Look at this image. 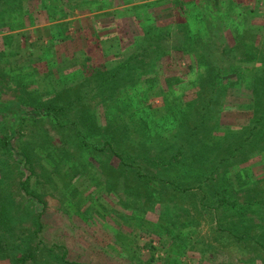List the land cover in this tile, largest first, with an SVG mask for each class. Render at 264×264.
Instances as JSON below:
<instances>
[{
	"label": "rangeland",
	"instance_id": "374dc122",
	"mask_svg": "<svg viewBox=\"0 0 264 264\" xmlns=\"http://www.w3.org/2000/svg\"><path fill=\"white\" fill-rule=\"evenodd\" d=\"M8 1L4 5L0 1V23L4 25L0 28V71L14 67L18 72L12 74L14 79L0 74L2 101L16 98L20 92L17 82H23L29 95L39 94V99L47 100L49 91L50 98L59 95L60 103L69 104L74 93L86 91L85 86L75 84L82 82V65L89 66L86 69L89 72L115 59L104 54L97 43L96 30L102 27L104 37L117 36L125 49L134 51L135 41L143 34L141 20L147 12L159 26H182L189 20L194 28L202 29L201 51L218 72L230 76L223 82L227 94L219 104L220 109L212 115L211 124L216 127L219 123L218 129L221 127L219 132L215 131L217 134L223 135L222 129L227 125L248 130L256 117L250 85L256 78L264 84V0H46L52 5V10L46 13H41L39 1ZM63 11L69 15L67 18L48 20L61 17ZM112 11L121 12V17H100ZM43 28L40 37L46 44L48 41L47 45L57 44L68 31L73 39L46 52L40 50L37 41L35 53L30 55L28 40H37L36 31ZM7 34L14 35L10 46L3 39ZM52 37L55 40L51 41ZM176 42L175 38L169 39L163 47L171 48ZM243 43L254 45V51L258 52L256 61H242ZM169 50L170 54L142 77L139 86L126 85L121 102L110 99L105 107L102 98L91 100L89 94L84 102L72 105L71 114L98 104L96 109L102 123L106 122V111L116 121H112L115 128L124 125L123 120H130V126L137 128L149 105L156 119H160L172 105L166 98L178 99L170 91L177 88L176 78L185 83L178 87L184 96L174 104L189 102L197 90L189 82L198 75L189 68L194 57L183 50ZM17 51L21 54L15 56ZM86 57L90 60L85 61ZM21 60L24 61L20 67L14 66ZM76 68L82 71L61 79ZM237 75L243 76L240 83ZM233 81H238L237 85L230 86L228 83ZM151 86L153 91H148ZM145 94L148 97L144 100L141 96ZM135 96L140 100L134 101ZM135 111L137 119L131 120ZM8 116L0 113V205L7 209V221L0 219V237L4 239L0 264H18L16 257L30 251L35 252L34 257L24 264H264L262 142L234 155L222 150L223 162L219 163L222 159L219 157L215 163L198 164L200 168L192 172L141 161L142 173L155 176L148 179L141 178L135 168L118 169L112 152L86 151L81 146L80 133L73 126H62L48 116L27 117L22 130H18L16 143L26 146L31 154L36 172L32 182L47 202L41 227L38 205L24 198L20 190V182L28 174L21 159L1 147V139L7 134ZM109 135L105 129L99 137L105 139ZM186 135L182 131L170 138L173 143L162 138L156 144L163 147L164 156L170 155L180 144L178 139ZM195 136L196 133L193 134L196 142ZM148 155L143 158H151V152ZM185 185L187 193L181 189ZM220 195L228 196L235 206L222 204ZM149 242H153L155 250L143 247Z\"/></svg>",
	"mask_w": 264,
	"mask_h": 264
},
{
	"label": "trees",
	"instance_id": "16d2710c",
	"mask_svg": "<svg viewBox=\"0 0 264 264\" xmlns=\"http://www.w3.org/2000/svg\"><path fill=\"white\" fill-rule=\"evenodd\" d=\"M0 1H3L2 4L9 2L8 0ZM11 1L13 3L18 1L19 3L22 2V0ZM29 1H39V9L41 10V13H46V11L50 12L52 10V5L50 6L46 0ZM144 14L146 16L143 18V21L141 20V29L143 30V34L135 41L134 51L129 47L125 49L122 45L121 38L117 36H112V34H110L107 37H104V35H102V27L101 29L99 28L96 30L99 40L97 43L102 46L104 54L107 56L112 55L113 58H115L109 62L113 65V68L107 63L100 67L90 69V71L87 72L90 67L82 65L84 72H87V74L85 75L83 72L82 82L79 81L75 84L85 86L86 91L84 93L77 91L78 93L76 95L74 93L75 97L69 102V104L66 105L64 103H60V99L58 100L59 95H55L54 99L52 97L50 98L49 91L46 92L48 98L47 100L39 99V94L29 95L26 90L28 86L23 82H17L20 87V92L16 98L5 101L0 100V113H7L9 115V120L6 124L7 134L1 139V147L7 153L12 154L15 158L21 159L23 168L28 174L20 182V190L24 198L38 205V223L41 227L44 226L43 216L46 210L47 202L32 182L36 172L32 164L31 154L26 146L20 147L18 146L19 144L16 143V140L18 139V130H22L27 117L35 118L48 116L51 117L53 121L57 123L59 122L62 126H73L72 128L80 133V143L86 151L96 154L112 152V160L118 169L125 170L135 168L138 170L137 174L141 178L148 179H155V176L142 173L141 161L161 165L168 164L167 166L171 167L170 170L179 168L184 172H192V170H197V168L199 169V165H204L209 161H214L215 163L219 157H222V159H219V163L223 162L225 155H220L223 154L224 151L229 153V155H234L238 150H243L244 148L247 149L250 146H254L253 144H258L260 142H262L261 148L264 149V84L260 81H256L258 79L256 78L255 82L250 85L255 103L252 108L254 109L256 117L251 120L249 129L246 130V127H244L243 130H237L236 126L227 125V127L224 126L226 127L225 129H222L224 134L226 132L225 136H223L224 134H217L221 127L218 129L219 123L216 124V127L211 124L212 115L216 110L220 109L219 104L227 94L228 89H226V85H224L223 82L226 79H230V76L226 75V72H218L213 62L204 52L201 51V43H203V41L200 35L202 34V29L196 27L194 28L189 20H186L185 24L182 26H179L178 24L159 26L154 22L152 15L147 12ZM68 16L69 15L66 11H63L61 13V17L53 16L52 18L49 17L48 20L53 21L57 19H65ZM103 16L121 17V12H107L100 17ZM125 17L126 15L123 16V18ZM134 18L136 21L139 20L136 16ZM141 18L142 17L140 16V19ZM3 26L4 25L0 23V28ZM11 28L12 27H10V29ZM44 30L45 28L38 29L36 31L37 40H28L27 47L30 50V55H34V49L37 41H39V44L41 45L39 46L40 50L46 52L49 48H56L57 44L60 42L65 43L73 39V35L68 31L66 37H62L57 44L53 42L50 44L49 42V45H47L48 41L46 44L44 39H41L40 37V32H43ZM179 33H182V36L179 35ZM179 36L183 39L180 45ZM13 37L14 35L7 34L3 39H7L6 44L10 46L9 42L12 41ZM172 38H175L177 42L173 46L171 45V48L169 46L163 47L164 42ZM53 40L55 39L52 37L51 41ZM243 45L244 48L242 54L245 56V60L242 61H256L258 59V52L254 51V45L252 43H243ZM169 49L178 51L183 50L186 55L188 54L194 57L193 62L189 63V68H191V73L197 72L198 75H196V79L189 82L193 83L197 90L195 97L189 102L184 103V105L181 103L180 106L174 104L175 102H179L180 97L184 96L183 90L178 87L185 82L180 78H176L175 84L177 85V88L173 87L170 91L175 92L178 99L172 100V96L166 98V100L171 102L172 105L167 107V113L160 119H156L154 111L151 109V105H149L150 109L146 112L147 115L144 116L145 118H143L142 122H140L141 125L137 128L133 129L130 126V120L129 122L123 120L124 125L115 128L116 123H112V121H116L109 118L106 111V122L102 123L96 109L98 104L81 110L77 109L75 110V113L71 114L73 109L72 105L81 101L84 102L89 94V98L91 100L102 98V104L105 107L109 106L107 102L110 99H115L118 103L121 102L122 95L124 94L123 92L126 90V85L130 84L132 87L139 86L142 81V77L149 72L151 73L152 70L156 68L161 59L169 53ZM16 53L17 54L15 56L21 54L19 51ZM89 60V57H86L85 61ZM22 61L24 60L19 61L20 63L17 62L14 66L20 67ZM114 64H116V66ZM13 68L14 67H12L10 71H0L1 76L4 78L12 77L14 79V75L12 74H16L18 71ZM76 69L77 70L75 71L70 70L66 72V75L61 77V79H68L69 77H72L75 72L82 71V69ZM232 74L235 75V73ZM237 77L238 81L239 78H243V76L238 75ZM238 81L229 82L228 84L230 86H234L237 85ZM241 81L242 79L239 83ZM148 82H150V80H148ZM93 83L95 84L91 87L90 85ZM152 89L153 87L151 86L148 91ZM135 90H138V88H135ZM92 93L94 95H92ZM56 94H60V92L57 91ZM147 97L148 95L146 94L141 96L144 100ZM134 98L135 101L137 97L135 96ZM138 99L139 98H137V101ZM135 114H138V111H135L130 115L131 120L137 119ZM141 119L142 117L139 118V121ZM105 129L110 132V135L104 139L103 137H99V135ZM182 131L186 132L187 135L178 139L180 144L176 148L175 152L164 156L161 150L163 147H160V145H157L156 143L162 138H166V142L173 143L170 138H175V136L177 137L178 133ZM171 132V135L166 136ZM194 133H196V142L193 139ZM240 133H242V135H240ZM102 138L103 140H101ZM225 144H227L226 147ZM188 146L190 147V150L191 148L193 150H187ZM150 152L151 158H143V155L145 157L149 156L148 154ZM165 157H167V160L163 162ZM170 186L173 185L170 184ZM173 187L177 188V186ZM187 188L188 186L186 185L183 188L181 187L185 193H187ZM223 196L224 195H220L219 197L222 204L235 206L234 201L230 202L228 196ZM6 210L7 209L4 205H0V219L4 221H7L5 215ZM5 225L7 226L8 224L5 223ZM1 229L2 228L0 226V231ZM3 242L4 239L0 237V246L4 245ZM143 247H147L150 251L156 249L153 242L145 243ZM34 254V251H30L27 254L16 257V260L18 264H24L29 258H33ZM64 258H66L65 253ZM65 260L67 263H70L67 259ZM151 260H154V255L151 256Z\"/></svg>",
	"mask_w": 264,
	"mask_h": 264
}]
</instances>
